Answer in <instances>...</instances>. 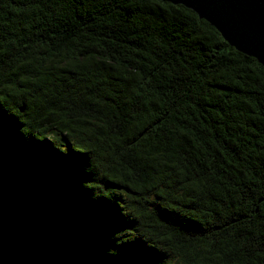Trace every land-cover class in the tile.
I'll return each mask as SVG.
<instances>
[{
    "label": "trees",
    "instance_id": "1",
    "mask_svg": "<svg viewBox=\"0 0 264 264\" xmlns=\"http://www.w3.org/2000/svg\"><path fill=\"white\" fill-rule=\"evenodd\" d=\"M0 264H264V66L184 5L0 0Z\"/></svg>",
    "mask_w": 264,
    "mask_h": 264
},
{
    "label": "water",
    "instance_id": "2",
    "mask_svg": "<svg viewBox=\"0 0 264 264\" xmlns=\"http://www.w3.org/2000/svg\"><path fill=\"white\" fill-rule=\"evenodd\" d=\"M184 5L264 66V0H162ZM24 110V108H22Z\"/></svg>",
    "mask_w": 264,
    "mask_h": 264
}]
</instances>
